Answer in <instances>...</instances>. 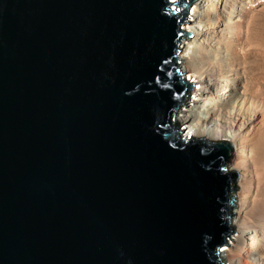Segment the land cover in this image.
I'll list each match as a JSON object with an SVG mask.
<instances>
[{"label": "water", "instance_id": "1", "mask_svg": "<svg viewBox=\"0 0 264 264\" xmlns=\"http://www.w3.org/2000/svg\"><path fill=\"white\" fill-rule=\"evenodd\" d=\"M193 1L0 0V264H226L232 144L171 120Z\"/></svg>", "mask_w": 264, "mask_h": 264}, {"label": "bare ground", "instance_id": "2", "mask_svg": "<svg viewBox=\"0 0 264 264\" xmlns=\"http://www.w3.org/2000/svg\"><path fill=\"white\" fill-rule=\"evenodd\" d=\"M193 6L199 32L178 43L177 57L181 80L193 86V95L188 96L193 103L173 111L171 120L185 125V136L225 140L236 147V158L230 160L228 170L238 173L240 203L233 209L230 223L243 231L240 237L230 234V246L222 247L219 256L226 264H264V181L258 185L252 179L264 165L263 142L258 141L255 159L248 161L251 149L247 150L241 133L250 126L251 132L259 130L258 101L264 93L260 89L264 86V0H196ZM231 23L238 32L228 38ZM195 28L183 25L185 32ZM259 189L263 202L257 203Z\"/></svg>", "mask_w": 264, "mask_h": 264}, {"label": "rangeland", "instance_id": "3", "mask_svg": "<svg viewBox=\"0 0 264 264\" xmlns=\"http://www.w3.org/2000/svg\"><path fill=\"white\" fill-rule=\"evenodd\" d=\"M177 0H173V2H176ZM188 0H185V2H187ZM195 2H196V0L195 1H193L189 6H188V9H187V15H186V17L184 16V18L185 19H183V22H182V24H181V28H182V30H183V25L185 24V25H188V23H189V25H195V29L193 30V31H186L187 33H190V37H188V38H185V35L182 37V39H181V42H182V40L183 41H187V40H189V39H191L192 37H194V35H195V33H198L199 32V30H196L197 28H198V26H197V23H195L194 22V17H195V15L193 14V5L195 4ZM172 7H176V8H179V10H181L182 8H184V1L182 2V7L179 5H175V4H172L171 5ZM175 8V9H176ZM206 7L205 6H203V9H205ZM177 10V9H176ZM179 10H177L178 12H179ZM206 10V9H205ZM203 12H204V10H203ZM263 18H264V14H263ZM189 21V22H188ZM195 23V24H194ZM231 25H233L230 29H228V38L230 37V38H233V36L232 35H236V33L238 32V27L234 24V23H231ZM195 31V32H194ZM226 31V30H225ZM234 33V34H233ZM180 43V42H179ZM179 48V47H178ZM180 49V48H179ZM180 51V50H179ZM225 53V52H224ZM185 74H187V73H185ZM182 77H183V74H182ZM183 80V79H182ZM191 84V83H190ZM263 87L264 86H261V91H263L264 92V90H263ZM192 88H193V86H192V84H191V88L189 89V91H188V96L190 95V96H192L193 94L191 93V91H192ZM241 91V90H240ZM239 95L241 96L242 94H241V92H239ZM263 95V96H262ZM187 96V98H186V100L182 103V105H180L178 108H177V110L176 111H178V109H182V110H184L185 109V107L187 106V107H190V106H192V103H193V101L192 100H189V98L190 97H188ZM195 99V98H194ZM193 99V100H194ZM198 100V99H197ZM195 101H196V99H195ZM259 107H260V113H259V115H258V117H257V119H258V124H257V127H259V130L258 131H256V132H251V126L249 127V129L248 130H245V131H243V132H241L242 133V137H243V139L246 141V144H245V146L247 147V150H249V149H251L250 151H249V155H248V158H247V160L248 161H251V160H253V159H255V153H253L254 152V148H256V146H257V144H258V141H260L261 143L263 142V144H264V93H262L261 95H260V98H259ZM186 103H188L187 105H186ZM184 106V107H183ZM178 123V127H179V129H180V131L182 132V134H184L185 132H186V128H185V125L184 124H181L180 122H177ZM259 140H258V139ZM211 140V139H210ZM217 141H219V140H217ZM262 144V150L264 151V145ZM255 146V147H254ZM235 146L233 145L232 146V151H231V158H230V160H233V158L235 157L236 158V153H235ZM253 150V151H252ZM251 160H250V159ZM253 158V159H252ZM229 160V162H228V164L231 162ZM260 168V169H259ZM258 168V170H257V172L256 173H253V176H252V179H253V181H254V183L256 182H258L259 184L262 182V181H264V165L262 166V167H259ZM261 170V171H260ZM263 173V174H262ZM257 175H259V176H257ZM262 178V179H261ZM238 179V178H237ZM260 180V181H259ZM255 183V184H256ZM257 183V184H258ZM255 184H253V185H255ZM258 184V185H259ZM236 186H237V189H236V192H235V194H236V201H235V205L236 206H234V209L235 208H237L238 206H239V203H240V201H239V198H240V196H239V194H238V192H239V190L241 189V186L238 184V181L236 182ZM261 191V189H259V192H258V195L257 196H255L256 197V199H259V202H258V200H256L257 201V203H260V201L261 200H263L261 197H260V195H261V193H262V191ZM260 193V194H259ZM249 195H250V199H251V197L253 196V192H251L250 191V193H249ZM252 195V196H251ZM264 201V200H263ZM263 201H261V202H263ZM231 217H233V216H231ZM231 221V220H230ZM263 223H264V221H263ZM248 228V227H247ZM249 229V228H248ZM240 231H243V229L241 228V227H238V226H235V228H233V232H234V234H236L237 236L239 235V237H240ZM241 239H242V237H241ZM227 244V246H225V245H222L221 246V248L222 247H229L230 246V244H228V242L226 243ZM222 257V256H221ZM222 259L224 260L225 258L224 257H222ZM225 261H226V259H225Z\"/></svg>", "mask_w": 264, "mask_h": 264}]
</instances>
